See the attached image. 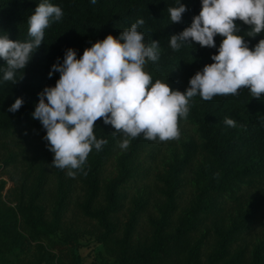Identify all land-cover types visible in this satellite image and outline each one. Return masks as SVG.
Segmentation results:
<instances>
[{
    "label": "trees",
    "instance_id": "1",
    "mask_svg": "<svg viewBox=\"0 0 264 264\" xmlns=\"http://www.w3.org/2000/svg\"><path fill=\"white\" fill-rule=\"evenodd\" d=\"M44 0H0V35L11 40H29L28 18ZM187 7L181 23H171L169 7ZM63 11L60 21H51L41 46L13 84L4 82V61L0 59V171L19 162L27 163L21 184L6 199V182L0 181V264H77L83 232L69 223L72 210L95 222L94 264L108 259L110 264H264V95L252 98L249 89L238 95L215 96L210 101L193 97L186 119L188 134L177 145L150 141L141 135L128 148L119 144L123 136L96 121L95 135L106 144L93 148L83 166L87 175L75 179L67 170L52 167L53 153L43 139L46 131L32 113L38 94L55 86L59 73L49 72L63 63L72 48L77 58L85 48L111 34L118 37L133 23L143 20L138 31L144 42L159 40L160 58L149 61L145 71L168 83L173 90L185 91L189 79L204 65L211 64L217 48L183 44L170 47V36L190 25L201 9V0H48ZM239 35L252 48L255 38L246 36L248 26L240 21ZM24 104L8 112L15 99ZM234 119L236 127L224 123ZM183 132V131H182ZM112 158L115 174L103 180ZM159 160V161H158ZM53 178V179H51ZM149 179L150 182L146 183ZM153 179L155 182H151ZM135 185V186H134ZM133 186L135 194L129 196ZM191 189L184 200L185 188ZM153 193L161 196L155 198ZM153 210V211H152ZM123 219H120L121 215ZM147 215L149 234H138ZM260 233L252 237L253 225Z\"/></svg>",
    "mask_w": 264,
    "mask_h": 264
},
{
    "label": "clouds",
    "instance_id": "2",
    "mask_svg": "<svg viewBox=\"0 0 264 264\" xmlns=\"http://www.w3.org/2000/svg\"><path fill=\"white\" fill-rule=\"evenodd\" d=\"M92 4L96 0H90ZM187 11L183 3L169 7L171 23H181ZM63 11L59 6L44 0L37 4L28 18L29 40H11L7 33L0 35V59L5 63L2 71L4 82L13 84L17 72L24 70L33 53L44 40L45 29L51 21H60ZM248 26L246 36L255 38L264 32V0H201L198 15L189 26L170 36V47L179 50L183 44L217 48L215 37L221 40L213 63L206 64L190 79L185 91L173 90L168 83L152 77L144 69L149 61L160 58L159 40L144 42L138 20L118 37L111 34L98 40L77 58L74 49L65 51L63 63L52 65L49 77L58 72L55 86H46L38 94L39 101L32 113L40 122L46 135V147L53 155L51 166L67 170L66 175L75 179L87 175L84 165L93 148L97 151L107 141L95 135L96 121L102 119L112 126V135L123 136L119 147L127 149L131 140L143 136L150 141L178 140L181 132L179 119H186L193 97L199 95L210 101L215 96L238 95L240 89H249L252 98L264 95V39L252 48L245 36L239 35L241 27ZM24 100L15 99L7 109L17 112ZM224 123L236 127L234 119L225 117Z\"/></svg>",
    "mask_w": 264,
    "mask_h": 264
},
{
    "label": "rangeland",
    "instance_id": "3",
    "mask_svg": "<svg viewBox=\"0 0 264 264\" xmlns=\"http://www.w3.org/2000/svg\"><path fill=\"white\" fill-rule=\"evenodd\" d=\"M183 131V132H182ZM181 135L178 140H172L170 144L172 145H177L179 141L182 139H185V136L188 134H193L191 128L184 124L181 127ZM168 142H165L161 146V153L158 155L159 157H163L164 155L168 154L167 153V148H168ZM3 146L0 145V158L3 159L2 155H5V150L2 148ZM166 153V154H164ZM159 161V160H158ZM27 170V163L26 162H19L17 166L15 165H10L8 167H4L0 171V181H5L6 182V188L3 191V195L6 196V199L12 198L11 194L15 192V190L18 188V186L21 184V181L23 179L24 173ZM116 172V161L115 158H112L110 162L106 165L104 172H103V180H107L111 178ZM53 179V178H51ZM150 182L149 179L146 180V183ZM151 182H155L153 179H151ZM135 186V185H134ZM191 189L189 187L185 188V193H184V200L187 199L190 196ZM128 194L129 196H133L135 194L134 187L131 186L128 189ZM155 198H160L156 193H153ZM153 211V210H152ZM124 215L122 214L120 216L121 220H124L123 217ZM69 223L74 225V227L81 229L83 232L82 240L81 242L83 243V247L80 250V261L77 264H94L95 260V254H94V238L95 235H98V226L95 222H92L88 220L87 218L82 217L79 215L77 212L72 210V213L69 214L68 218ZM260 233V228H259V223L256 222V225H253V231H252V237L256 234ZM138 234L142 237H145L149 234V224L147 220V215L144 216L141 219V222L139 223L138 226ZM106 262L104 261L99 264H110L108 262V259L105 258Z\"/></svg>",
    "mask_w": 264,
    "mask_h": 264
}]
</instances>
